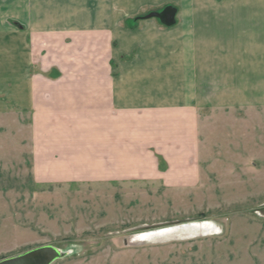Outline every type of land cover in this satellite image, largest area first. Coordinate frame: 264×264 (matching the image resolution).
Returning a JSON list of instances; mask_svg holds the SVG:
<instances>
[{
	"label": "crops",
	"instance_id": "crops-1",
	"mask_svg": "<svg viewBox=\"0 0 264 264\" xmlns=\"http://www.w3.org/2000/svg\"><path fill=\"white\" fill-rule=\"evenodd\" d=\"M0 48L37 183L188 189L202 108L264 129V0H0Z\"/></svg>",
	"mask_w": 264,
	"mask_h": 264
},
{
	"label": "rangeland",
	"instance_id": "rangeland-1",
	"mask_svg": "<svg viewBox=\"0 0 264 264\" xmlns=\"http://www.w3.org/2000/svg\"><path fill=\"white\" fill-rule=\"evenodd\" d=\"M4 66L0 55V260L50 245L51 264H264V129L253 116L201 109L192 188L37 183L30 112L14 106Z\"/></svg>",
	"mask_w": 264,
	"mask_h": 264
},
{
	"label": "water",
	"instance_id": "water-1",
	"mask_svg": "<svg viewBox=\"0 0 264 264\" xmlns=\"http://www.w3.org/2000/svg\"><path fill=\"white\" fill-rule=\"evenodd\" d=\"M156 14H150L149 17ZM60 257V251L50 245L39 246L19 255L0 260V264H51Z\"/></svg>",
	"mask_w": 264,
	"mask_h": 264
}]
</instances>
